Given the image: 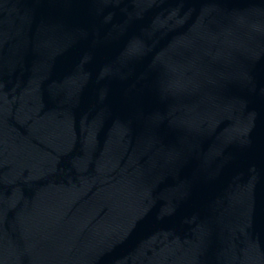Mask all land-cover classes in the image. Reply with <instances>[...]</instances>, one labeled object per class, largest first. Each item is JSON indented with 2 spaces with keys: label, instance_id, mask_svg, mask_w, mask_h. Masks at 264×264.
Wrapping results in <instances>:
<instances>
[{
  "label": "water",
  "instance_id": "water-1",
  "mask_svg": "<svg viewBox=\"0 0 264 264\" xmlns=\"http://www.w3.org/2000/svg\"><path fill=\"white\" fill-rule=\"evenodd\" d=\"M0 264H264V0H0Z\"/></svg>",
  "mask_w": 264,
  "mask_h": 264
}]
</instances>
